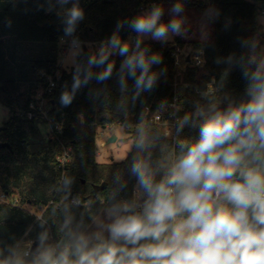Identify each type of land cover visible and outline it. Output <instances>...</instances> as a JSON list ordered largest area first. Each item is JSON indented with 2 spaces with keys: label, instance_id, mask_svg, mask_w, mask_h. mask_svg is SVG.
<instances>
[{
  "label": "clouds",
  "instance_id": "9594fccd",
  "mask_svg": "<svg viewBox=\"0 0 264 264\" xmlns=\"http://www.w3.org/2000/svg\"><path fill=\"white\" fill-rule=\"evenodd\" d=\"M56 3L62 7L64 33L72 36L85 18L84 10L79 0ZM183 11L184 0H176L173 18L165 23L164 8L153 4L129 22L135 39H122L124 22H119L86 64H75L71 88L65 84L60 103L71 105L94 75L98 83L109 79L116 66L109 57L114 56L124 57L121 91L129 78L136 89L134 99L152 91L166 70H154L163 57L142 45L145 38L166 42L183 36ZM243 45L248 55L227 61L242 69L243 95L221 102L202 91L206 103L197 102L177 119V135L187 126L196 136L178 139L177 150L153 159L154 139L143 122L137 125L134 147L139 154L130 168L136 178L133 198L117 200L114 194L102 218L86 224L76 218L73 209L81 201L69 199L73 180L65 176L58 189L64 199L54 209L62 215L57 235L46 219L38 218L41 231L35 237L29 229L12 243L0 241V264H264V53L253 42ZM94 68L99 72L94 74ZM115 181L119 189L125 186L120 176Z\"/></svg>",
  "mask_w": 264,
  "mask_h": 264
},
{
  "label": "trees",
  "instance_id": "16d2710c",
  "mask_svg": "<svg viewBox=\"0 0 264 264\" xmlns=\"http://www.w3.org/2000/svg\"><path fill=\"white\" fill-rule=\"evenodd\" d=\"M174 3L176 0H79L85 18L78 23L75 37L82 43L106 42L116 32L117 24L123 21L119 34L126 40L136 36L128 24L143 6L160 4L163 7ZM208 5L212 7L211 15L207 13ZM184 8L207 16L212 24V39L185 41L175 36L171 42L145 41L142 46H149L150 54L159 52L163 57L161 64L153 65L154 70H166L152 91L141 92L134 99L136 89L131 78L127 80V89L121 91L119 69L124 57L114 56L109 57L116 62L112 76L98 83L94 75L78 90L71 105L65 107L60 103V95L65 84L71 88L75 66L65 71L58 65V41L66 36L61 5L56 0H0V104L8 116L0 130V143L7 144L0 148V192L19 201V206L0 203V241L12 243L29 229L30 237L41 231L35 214L24 207L27 205L37 207L56 236L62 215L54 209H58L64 199V192L58 189L65 176L73 180L71 196L79 197L82 202L79 208L73 209L76 218H83L86 224H91L90 218L99 217L113 202L114 194L117 200L133 198L136 178L130 168L133 158L139 154L134 147L137 127L125 129L132 140L125 159L109 163L96 160L98 127L141 122L149 116L145 108L150 113L163 110L174 98L182 107L177 112L181 117L191 112L197 102L206 103L195 92V84L200 79L214 81L216 92L212 98L217 101L243 95L246 81L242 69L227 61L230 56L238 60L248 55L243 41L255 43L257 52L264 44L258 20L264 0H184ZM171 43L201 50L205 57L203 67L178 73L173 64ZM88 57L80 51L75 64H86ZM56 72L54 88L48 95L49 115L53 123L62 122V128L56 138L43 137L38 127L40 122L27 119L24 113L36 92L47 85V77ZM93 72L98 73L99 69L94 68ZM185 83L188 85L184 86ZM144 125L156 144L153 159L177 150L178 139L197 135L195 129L186 126L179 135L175 131L173 141L162 138L156 125L150 122ZM62 145L72 148V159L63 171L55 160ZM116 176L125 184L122 189L115 181ZM103 182L106 185L95 191L94 186Z\"/></svg>",
  "mask_w": 264,
  "mask_h": 264
},
{
  "label": "built area",
  "instance_id": "2783aa9c",
  "mask_svg": "<svg viewBox=\"0 0 264 264\" xmlns=\"http://www.w3.org/2000/svg\"><path fill=\"white\" fill-rule=\"evenodd\" d=\"M147 6H153V4H147L142 7L145 8ZM260 14L264 16V9L260 11ZM76 32V31H75ZM75 32L72 36H61L58 41L59 50L64 54L71 48L79 49L81 51V47L85 46L88 50L91 51V55L95 54L102 44L101 43H82L81 41L77 40L75 37ZM131 37V36H130ZM135 39V36H132ZM78 41V44H73V40ZM90 46V48H89ZM170 46L173 47L172 55L174 58V67L178 73L184 72L187 68H201L205 64V57L204 53L201 50H196L193 48H189L188 50H184L182 46H179L176 43H171ZM43 75V72H41ZM58 76V72H56L52 76L47 77V85L39 89L36 94L34 95V99L29 104L27 111H25L24 115L27 119L35 120L40 123H45L48 125V132L46 137L56 138V134L61 132L62 122L53 123L52 119L49 115L50 111V102L48 99V95L51 93L52 89L55 85L54 77ZM188 84L185 83L184 86ZM202 91L210 92L211 94L216 92V88L214 86L213 80H204L200 79L197 84H195V92L200 95ZM201 96V95H200ZM146 113H149L148 117L142 119L141 122L143 124L150 122L158 127L159 133L162 138L175 140V131L177 125V119L179 118L178 111L182 110V107L178 106L176 103V98L173 99L171 103H169L163 110L155 111L150 113L148 108H145ZM137 123H127L124 124L122 122H118L117 124L122 125L124 129L131 130L134 127H137ZM72 159V148L70 146H61V151L55 157L57 167L60 168L62 171L64 170L65 166L70 162ZM134 197V191H133ZM71 198H79L77 196H71ZM81 201V199L79 198ZM0 203L1 204H10L13 206H19V201L16 197H8L6 194L0 192ZM82 204V202H81ZM26 207V206H24ZM35 214V213H34ZM36 219L41 217V212L39 211L35 214Z\"/></svg>",
  "mask_w": 264,
  "mask_h": 264
},
{
  "label": "rangeland",
  "instance_id": "374dc122",
  "mask_svg": "<svg viewBox=\"0 0 264 264\" xmlns=\"http://www.w3.org/2000/svg\"><path fill=\"white\" fill-rule=\"evenodd\" d=\"M207 1V0H203ZM173 5H164V16L162 17V22L167 23L169 20L173 18V13L171 12V8ZM151 6H147L141 9L139 14H143L146 11H149ZM207 13L211 15L212 7L208 5ZM186 22L185 27L187 28V32L181 36L183 40H200V41H210L212 39V24L207 19V16L198 13L194 9L184 8L183 13L181 14ZM258 20L262 23L263 28L262 32L264 33V16L260 13L258 15ZM137 35V34H136ZM136 37V36H135ZM173 36L166 42L173 41ZM132 38V36H131ZM145 41H156L152 40L151 38H145ZM164 42V41H162ZM90 48V46H89ZM184 50H188L190 48L189 45L185 44L183 46ZM80 52L79 49H69L65 54L59 51L58 55V65L61 70L68 71L72 67L75 66V60L77 54ZM260 53H264V44L259 48ZM7 111L2 107L0 104V126L7 120ZM39 131L41 136L46 137L48 132V125L45 123L39 124ZM98 137L96 140V160L99 163H109V162H121L125 159L129 151L132 147V140L129 138V134L126 132L122 125H113V126H106L102 128L101 126L97 128ZM114 136V141H109V139ZM26 210L31 213L37 214L39 211L37 207H33L27 205ZM102 211L98 218H102L103 216Z\"/></svg>",
  "mask_w": 264,
  "mask_h": 264
},
{
  "label": "water",
  "instance_id": "95a60500",
  "mask_svg": "<svg viewBox=\"0 0 264 264\" xmlns=\"http://www.w3.org/2000/svg\"><path fill=\"white\" fill-rule=\"evenodd\" d=\"M81 53L84 54V55H86V56H90V55H91V51L88 50L85 46H82V47H81ZM223 100H224V98H222V101H223ZM221 106H223V104H222ZM2 128H3V126H0V130H1ZM114 140H115V137H114V136H112V137L109 139V141H114ZM6 146H7V144H5V143H0V148H2V147H6ZM105 185H106V184L103 182V183L100 184V185L94 186V190H95V191L100 190V189H102ZM74 212H75V214H76V210H75Z\"/></svg>",
  "mask_w": 264,
  "mask_h": 264
},
{
  "label": "crops",
  "instance_id": "0c3cea01",
  "mask_svg": "<svg viewBox=\"0 0 264 264\" xmlns=\"http://www.w3.org/2000/svg\"><path fill=\"white\" fill-rule=\"evenodd\" d=\"M261 25H262V23H261ZM262 28H263V25H262Z\"/></svg>",
  "mask_w": 264,
  "mask_h": 264
}]
</instances>
